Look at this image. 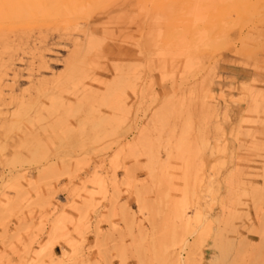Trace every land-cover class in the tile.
<instances>
[{"label": "rangeland", "instance_id": "1", "mask_svg": "<svg viewBox=\"0 0 264 264\" xmlns=\"http://www.w3.org/2000/svg\"><path fill=\"white\" fill-rule=\"evenodd\" d=\"M0 264H264V0H0Z\"/></svg>", "mask_w": 264, "mask_h": 264}]
</instances>
